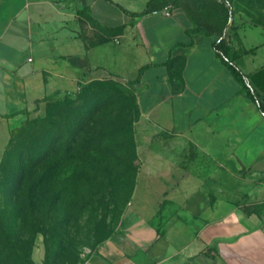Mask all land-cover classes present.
I'll return each mask as SVG.
<instances>
[{"label":"crops","instance_id":"0c3cea01","mask_svg":"<svg viewBox=\"0 0 264 264\" xmlns=\"http://www.w3.org/2000/svg\"><path fill=\"white\" fill-rule=\"evenodd\" d=\"M146 2L0 0V127L91 80L120 79L169 189L153 217L132 211L86 264H264V0H235L223 30L255 99L180 2L132 14Z\"/></svg>","mask_w":264,"mask_h":264},{"label":"rangeland","instance_id":"374dc122","mask_svg":"<svg viewBox=\"0 0 264 264\" xmlns=\"http://www.w3.org/2000/svg\"><path fill=\"white\" fill-rule=\"evenodd\" d=\"M117 82L91 80L21 125L0 127V264H86L128 214L158 210L169 175L158 174V143Z\"/></svg>","mask_w":264,"mask_h":264},{"label":"trees","instance_id":"16d2710c","mask_svg":"<svg viewBox=\"0 0 264 264\" xmlns=\"http://www.w3.org/2000/svg\"><path fill=\"white\" fill-rule=\"evenodd\" d=\"M176 2L181 3L188 17L196 23L194 29H203L206 33L217 36L216 49L226 60L233 75L242 82L248 96L255 99L253 92L243 81V73L226 57L223 30L228 22L235 0H147L145 8L141 12L132 14L139 15L151 12ZM114 85L121 92L132 94V90L128 85L119 82L114 83ZM258 106L264 112V105L261 102H258Z\"/></svg>","mask_w":264,"mask_h":264},{"label":"built area","instance_id":"2783aa9c","mask_svg":"<svg viewBox=\"0 0 264 264\" xmlns=\"http://www.w3.org/2000/svg\"><path fill=\"white\" fill-rule=\"evenodd\" d=\"M165 9H166V7H165ZM166 13H168V12L166 11Z\"/></svg>","mask_w":264,"mask_h":264}]
</instances>
